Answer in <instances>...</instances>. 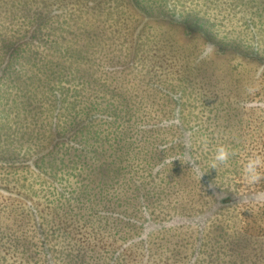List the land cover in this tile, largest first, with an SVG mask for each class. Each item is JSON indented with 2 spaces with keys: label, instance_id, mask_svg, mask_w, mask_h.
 Masks as SVG:
<instances>
[{
  "label": "rangeland",
  "instance_id": "rangeland-1",
  "mask_svg": "<svg viewBox=\"0 0 264 264\" xmlns=\"http://www.w3.org/2000/svg\"><path fill=\"white\" fill-rule=\"evenodd\" d=\"M254 156L264 0H0V264H264Z\"/></svg>",
  "mask_w": 264,
  "mask_h": 264
},
{
  "label": "clouds",
  "instance_id": "clouds-1",
  "mask_svg": "<svg viewBox=\"0 0 264 264\" xmlns=\"http://www.w3.org/2000/svg\"><path fill=\"white\" fill-rule=\"evenodd\" d=\"M229 155L230 153L226 148L220 147L217 149L216 160L220 163H224L228 160ZM262 167H264V158L254 156L248 160L244 166V175L249 184L257 183L260 179L264 178L260 172ZM248 199H251L258 206H264V191L257 192L251 197H245V200Z\"/></svg>",
  "mask_w": 264,
  "mask_h": 264
}]
</instances>
